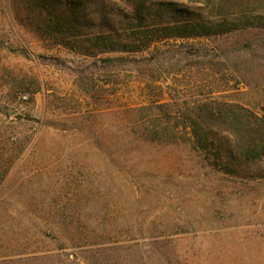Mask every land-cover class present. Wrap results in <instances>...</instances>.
<instances>
[{"label":"rangeland","instance_id":"rangeland-1","mask_svg":"<svg viewBox=\"0 0 264 264\" xmlns=\"http://www.w3.org/2000/svg\"><path fill=\"white\" fill-rule=\"evenodd\" d=\"M137 9L232 31L102 53ZM208 100L264 116V0H0V264H264V160L195 148Z\"/></svg>","mask_w":264,"mask_h":264},{"label":"trees","instance_id":"trees-1","mask_svg":"<svg viewBox=\"0 0 264 264\" xmlns=\"http://www.w3.org/2000/svg\"><path fill=\"white\" fill-rule=\"evenodd\" d=\"M121 1L130 2L131 0ZM136 1L140 6H144L147 2V0ZM208 1L210 0H204V3H208ZM191 2L194 4L200 3V0H191ZM158 6L160 9L165 8L164 3H159ZM132 15V19L136 23L137 29H139L138 36L127 37L122 41L123 43L128 42V44L133 45L136 50H124L125 48L113 50L114 45L112 44L116 40L110 36L102 35L99 37L103 45L100 50L102 53L114 51L144 52L154 44L169 40L206 38L210 36L207 31L214 28L218 29L215 31L220 33L232 31V28H227V22L224 19L220 20V23L217 25L198 26V29L197 25L181 24L177 18H173L171 22L164 24L162 27L148 30L142 28L147 16L141 14V11L138 9L134 10ZM213 16L220 17L221 15L215 14ZM228 24L231 25L230 23ZM122 41L117 40L116 42L120 44ZM157 108L162 109L161 106H157ZM183 115L189 120L187 125L194 139L193 144L195 148H206V143L214 144V139L218 135H223L229 139L232 150L244 160H264V116L245 106L218 100L200 101L187 107Z\"/></svg>","mask_w":264,"mask_h":264}]
</instances>
